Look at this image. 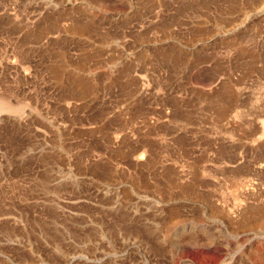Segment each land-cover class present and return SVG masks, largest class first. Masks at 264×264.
Returning a JSON list of instances; mask_svg holds the SVG:
<instances>
[{
	"label": "rangeland",
	"instance_id": "rangeland-1",
	"mask_svg": "<svg viewBox=\"0 0 264 264\" xmlns=\"http://www.w3.org/2000/svg\"><path fill=\"white\" fill-rule=\"evenodd\" d=\"M0 264H264V0H0Z\"/></svg>",
	"mask_w": 264,
	"mask_h": 264
},
{
	"label": "bare ground",
	"instance_id": "bare-ground-1",
	"mask_svg": "<svg viewBox=\"0 0 264 264\" xmlns=\"http://www.w3.org/2000/svg\"><path fill=\"white\" fill-rule=\"evenodd\" d=\"M205 1V0H204ZM207 2V1H206ZM82 25V24H81ZM82 27V26H81ZM84 28H86V27H84ZM89 28V27H88ZM90 29V28H89ZM231 89V88H230ZM230 94H232V93H230ZM233 95V94H232ZM231 95V96H232ZM222 96V95H221ZM222 98V97H221ZM232 98V97H231ZM233 99V98H232ZM230 100V99H229ZM222 101V100H221ZM225 101V100H224ZM227 101V100H226ZM220 102V101H219ZM222 103V102H221ZM224 103V102H223ZM227 104L229 103V102H226ZM231 103V102H230ZM230 103L227 105V107L230 105ZM225 104V103H224ZM235 105V104H234ZM226 106V105H225ZM224 105H223V110L221 111V113L219 114L220 116L221 115H223L224 113H225V108H227V107H225ZM219 108V107H218ZM229 108V107H228ZM229 109H231V108H229ZM219 112H220V110H219ZM226 114V113H225ZM253 210H254V208H253ZM259 212V211H258ZM254 214H255V212H254ZM256 215V214H255ZM259 217V216H258ZM251 219V218H250ZM249 222V221H248ZM251 222V221H250ZM253 223V222H252ZM244 224V223H243ZM253 225V224H252ZM248 226V225H247ZM245 227V226H244ZM251 227V226H250Z\"/></svg>",
	"mask_w": 264,
	"mask_h": 264
}]
</instances>
